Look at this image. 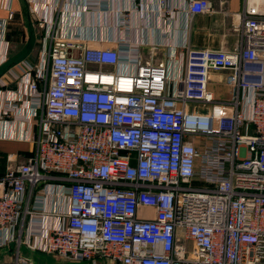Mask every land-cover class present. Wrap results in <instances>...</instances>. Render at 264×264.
<instances>
[{
	"label": "built area",
	"instance_id": "1",
	"mask_svg": "<svg viewBox=\"0 0 264 264\" xmlns=\"http://www.w3.org/2000/svg\"><path fill=\"white\" fill-rule=\"evenodd\" d=\"M152 1L169 12L168 0ZM210 9L209 0L186 3L189 15ZM237 20L233 50L185 47L173 92L166 60L176 53L156 61L136 48L126 52L133 70L114 72L106 67L120 63L119 49L57 37L47 21L43 65L22 66L0 107L1 128L28 97L37 127L31 155L0 176V245L16 247L3 264H35L19 255L22 242L74 261L264 264V0H245ZM252 62L260 68L245 70ZM219 69L231 71L228 102L207 89L209 71ZM190 102L212 110L189 112ZM39 184L69 199L58 225L33 227L47 214L30 207Z\"/></svg>",
	"mask_w": 264,
	"mask_h": 264
},
{
	"label": "crops",
	"instance_id": "2",
	"mask_svg": "<svg viewBox=\"0 0 264 264\" xmlns=\"http://www.w3.org/2000/svg\"><path fill=\"white\" fill-rule=\"evenodd\" d=\"M188 0H168L169 12H161L152 0H0V107L13 95L17 74L22 66H41L50 40L47 21L53 24L50 32L60 38L76 41L91 48L113 47L119 49L120 63L106 68L114 72H131L133 58H126V52L136 50L147 54L154 52V60H163L169 52L176 53L166 60L169 91L180 87L183 63L180 54L185 47L193 50H233L238 41L235 26L237 14L245 0H209L208 12L189 15ZM70 54L79 51L71 49ZM131 52V53H132ZM179 55V56H178ZM128 59V60H127ZM259 63H247L245 70H258ZM231 73L228 69L211 70L208 73L207 89L213 99L228 102L233 97L232 86L226 82ZM258 76L245 75L256 81ZM5 85L2 86L1 83ZM18 101L16 112L6 118L0 128V176L7 167L24 162L32 153L30 141L37 132L35 119L31 115L34 102ZM241 106L249 111L250 92H241ZM185 109L197 114H209L210 104L187 103ZM16 110V109H15ZM197 143L206 140L191 137ZM42 184L33 191L30 207L46 211L40 222L33 227L58 225L63 218L56 213L67 210L69 199L57 188L50 195L41 193ZM61 193V195H60ZM25 225L21 238L27 237ZM16 252L15 243L8 241L0 245V264L11 261ZM19 255L35 264H118L102 257L93 260L74 261L38 249H30L25 243L18 248Z\"/></svg>",
	"mask_w": 264,
	"mask_h": 264
}]
</instances>
